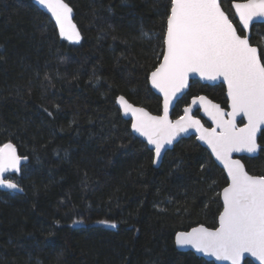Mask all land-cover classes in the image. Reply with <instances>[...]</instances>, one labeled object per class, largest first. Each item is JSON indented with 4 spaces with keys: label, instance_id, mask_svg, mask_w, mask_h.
<instances>
[{
    "label": "trees",
    "instance_id": "16d2710c",
    "mask_svg": "<svg viewBox=\"0 0 264 264\" xmlns=\"http://www.w3.org/2000/svg\"><path fill=\"white\" fill-rule=\"evenodd\" d=\"M65 1L79 41L61 37L38 0H0V147L12 142L27 157L9 176L22 191L0 190V264H215L174 237L217 226L224 171L194 137L154 167L116 104L124 96L161 112L148 76L169 0ZM231 1L221 6L243 34ZM250 42L264 54V23ZM199 94L227 106L222 84L192 80L172 116ZM258 141V155L242 160L264 175V130Z\"/></svg>",
    "mask_w": 264,
    "mask_h": 264
},
{
    "label": "snow or ice",
    "instance_id": "6c2138e0",
    "mask_svg": "<svg viewBox=\"0 0 264 264\" xmlns=\"http://www.w3.org/2000/svg\"><path fill=\"white\" fill-rule=\"evenodd\" d=\"M38 3L55 18L61 37L81 39L70 19L72 9L64 0H38ZM233 7L243 26L241 31L249 28L254 17L264 16V0L234 2ZM249 40L238 33L218 0H169L163 62L149 77L152 85L163 93L164 116H151L142 108H133L123 96L117 98L125 112H132V128L154 145L156 157L179 132L194 127L201 132L199 139L223 162L229 182L222 191L219 227L208 229L201 225L190 232H177L175 242L179 246L191 245L217 259L230 260L232 264H240L243 253H250L264 264V175H249L241 161L231 157L233 152L255 153L256 134L264 125V54H258V48ZM190 73L209 80L222 77L227 85L231 112L225 113L204 96L192 100L193 105L200 104L216 128L203 129L200 121L189 115L191 105L175 122L167 119L172 99L188 86ZM225 115L229 119H224ZM238 115L247 119L243 127L236 125ZM21 160L11 143L4 144L0 147V174L9 169L19 171ZM0 186L19 187L2 178Z\"/></svg>",
    "mask_w": 264,
    "mask_h": 264
},
{
    "label": "water",
    "instance_id": "95a60500",
    "mask_svg": "<svg viewBox=\"0 0 264 264\" xmlns=\"http://www.w3.org/2000/svg\"><path fill=\"white\" fill-rule=\"evenodd\" d=\"M64 2L67 3L65 0H64ZM234 2H236V3H244L245 0H243V1H234V0L231 1V6H232V9H233V12H234V16H235L236 20L238 21V23H239V25H240V28L242 29L243 26L240 24L239 16L236 14V9L233 7ZM218 3H219L220 6H221V0H218ZM67 4H68V3H67ZM40 6H41V5H40ZM68 6L72 9V7H71L69 4H68ZM41 8H42V10H43V11H44V12L50 17V19H51L52 21H54L55 24H56L55 18L52 17L51 13L47 10V8L44 7V6H41ZM221 10L224 11V9L222 8V6H221ZM224 13H225V15L228 16V14H227L225 11H224ZM228 18L230 19L229 16H228ZM70 19H71L72 24L75 25V23H74V13H73V9H72V12H71V14H70ZM230 20H231V19H230ZM231 21H232V20H231ZM232 23H233V22H232ZM257 23H264V16H256V17H254L253 20L250 22L249 28H248V29H244V30H243V34H240L239 32H238V33H239L240 35H242V36H248V37L250 38V37H251V29H252V26H253L254 24H257ZM233 24H234V23H233ZM234 25H235V24H234ZM56 26H57V24H56ZM57 28H58V30H59V27H58V26H57ZM76 30H77V29H76ZM237 31H238V30H237ZM165 32H166V31H165ZM249 42H250V40H249ZM250 44H251V42H250ZM251 45L254 46V47H257V48H258V46H256V45H253V44H251ZM258 54H260L259 48H258ZM162 62H163V54H162V58H161L160 62L158 63V65H157L156 67H158L159 64L162 63ZM156 67H155V68H156ZM155 68H154V70H155ZM154 70H152V71H154ZM152 71H151V72H152ZM151 72H150V74H151ZM150 74H149V76H148L149 87H150V88L152 89V91H153L157 96H159L160 99H161V112H160L159 114L152 113V112H150L147 108H145V107H143V106L135 105V104L131 103L130 101H128L124 96H123V97L125 98V100H126L129 104H131V105L133 106V108H142V109H144L145 112H147V113H148L149 115H151V116H164L163 93H161V92L159 91L158 88H156V87H154V86L152 85L151 80L149 79ZM192 80H197V81H199V82L202 83V84H208V85L222 84V85L224 86V88H225V96H226V99H227V106H226V107H223V106H221L219 103H217L216 101H214V100H212L211 98H209L207 95H205V94H199V95H195V96H193V97L190 98L188 104L185 105V106L183 107V110H182V114H181V115H179L178 117H173V116H172V111H173L174 107L176 106V103H177L178 100H180V99L182 98V96L188 91V89H189V87H190V83H191ZM199 96H204V97H206L209 101H211L212 104L219 105L220 108H222V109L224 110L225 113H228V112H231V111H232L231 107L229 106V100H228V96H227V85L223 82V78H222V77H221V78H218V79H216V80H209V79H202V78L199 76V74H196V73H190V74H189V79H188V86L185 87V88H183L180 92H178V93L173 97V99H172V103H171L170 106H169V110H168V114H167V119H168L169 121L175 122L177 119H179V117L185 115V113H184V109H185L186 107H188L189 105H191V106H192V110H191V112L189 113V115L192 116L194 119L199 120L200 123H201V125L203 126V129L211 130V129H213V128H216V124L213 122L212 118H211L208 114L205 113L204 109L200 106V104H199V103H197V104H195V105L192 104V100H193V98H194V97H199ZM118 97H120V96H118ZM116 104H117V107L119 108V110H120L122 116H123L125 119L130 120V122H131V129H132L133 133H134L138 138H140L143 142H145L146 145L148 146V148H149L150 150H152V152H153V160H154V159L156 160V163H153V166H154V167H158V166L160 165V163H161V161H162V158H163L164 154H165L168 150H171V149L174 147V145H175L179 140H181L182 138L194 137L195 140H196L201 146H203V147L209 152V154L211 155L213 161L217 164V166L220 167V168L224 171L225 176H226V178H227V184H226L223 188H225V187L228 186V182H229V181H228V175H227V171H226V169L224 168V164H223V162L220 161V160H218V159L216 158V156H215V155L213 154V152H212L211 147H210V146H209L204 140L199 139V137H200V135H201V132H198V131L196 130V128L192 127V128H188L186 131L179 132V133L173 138L171 144H165L164 148H163L162 151H161V155H160L159 157H156V154H155V147H154V145L149 144V143H148V140H147V138H146L145 136L141 135L139 132H136V131L132 128V123H133V115H132V112H131V111L125 112L124 109H123V107L121 106V104L118 102V100H116ZM196 111L198 112V115H195V114H194ZM224 119L227 120V119H229V117H228L227 115H225ZM204 121L207 122L208 125H206V124L204 123ZM246 123H247V119L244 118L242 115H238V116L236 117V125H237V127H243ZM263 130H264V125H261V126H260V129L257 131V134H256V139H257V145H258V148H257V151H256L255 153H248V152H246V151H241V152H233V153L231 154L232 159H234V160H240V161H241V163H242V164L244 165V167H245V171H247V172H248V170L246 169V166H245V164H244V162H243V160H242V157L245 156V157L252 158V157H255V156L258 155L259 150H260V148H261V145L259 144L258 139H259V136H260V134H261V132H262ZM217 131H219L218 128H217ZM7 143H11V144L14 146V148L16 149V154L22 158L21 163H20V166H19V171L9 169L8 171H6V172L0 174V178L5 179V180H11V179H8L7 177H8V176H20L21 171H22V167H23V165L27 162V157H26V156H22V155H20L19 152H18L17 147H16L12 142H7ZM5 144H6V143H5ZM3 145H4V144H3ZM3 145H2L1 147H3ZM23 158H26V159H23ZM248 174H249V175H253V176H260V175H256V174H251L250 172H248ZM11 181L17 184V182H15L14 180H11ZM223 188L220 190V201H221V204H222V209H221V211L223 210V199H222V191H223ZM0 190H3V191H12V192H17V193L22 191L20 187H18V188H16V189H8V188L3 187V186H0ZM221 211H220V212H221ZM219 215H220V213H219ZM219 215H218V218H217V226H216V227H219ZM201 225H203V224H198V225H196V226L191 227L189 230H186V231H178V232H190L193 228H198V227H200ZM203 226H204L205 228H208V229H214V228H209V227H207V226H205V225H203ZM216 227H215V228H216ZM175 239H176V234H175L174 240H175ZM175 245H176V248H177L178 250H180V251H192V252H193L194 254H196L197 256L202 257V258H204V259L207 260V261H212V262H214L215 264H232V261H230V260L217 259V257L214 256V255L206 254V253H204V252L197 251V250H196L195 248H193L191 245L179 246V245L176 244V242H175ZM246 260H250V261L253 262L254 264H260V261H259L256 257H253L250 253H243V254L241 255V258H240V264H244V262H245Z\"/></svg>",
    "mask_w": 264,
    "mask_h": 264
},
{
    "label": "rangeland",
    "instance_id": "374dc122",
    "mask_svg": "<svg viewBox=\"0 0 264 264\" xmlns=\"http://www.w3.org/2000/svg\"><path fill=\"white\" fill-rule=\"evenodd\" d=\"M7 178H8V179H11V180H14L13 178H11V177H9V176H8ZM14 181H15V180H14ZM15 182H16V181H15Z\"/></svg>",
    "mask_w": 264,
    "mask_h": 264
},
{
    "label": "flooded vegetation",
    "instance_id": "af4514ba",
    "mask_svg": "<svg viewBox=\"0 0 264 264\" xmlns=\"http://www.w3.org/2000/svg\"><path fill=\"white\" fill-rule=\"evenodd\" d=\"M187 105V104H186ZM183 110V109H182ZM182 114V113H181ZM195 115H198V112L196 111L195 113H194Z\"/></svg>",
    "mask_w": 264,
    "mask_h": 264
}]
</instances>
